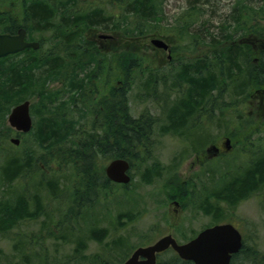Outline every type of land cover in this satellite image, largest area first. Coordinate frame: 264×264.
<instances>
[{
	"label": "rangeland",
	"instance_id": "374dc122",
	"mask_svg": "<svg viewBox=\"0 0 264 264\" xmlns=\"http://www.w3.org/2000/svg\"><path fill=\"white\" fill-rule=\"evenodd\" d=\"M187 6L186 0H161L156 17L145 24L146 33L143 35L122 31L123 26L126 25L133 28V16H130L129 12L126 16L120 15V12L123 14V10L119 9L117 5L104 6L103 14L110 19L106 26L107 31L98 29L99 31H86L83 34L87 41H93L95 44L94 53L97 57L99 54L105 56L103 58L105 65L101 68L91 65L90 71L88 68L78 69L76 66L72 69V65L75 63H70L71 61L68 60L70 58H67L64 68L56 69L59 72H56L54 68L49 71L46 69L44 72L46 67L41 66L40 62L44 53L49 52L50 59L54 55L62 53L59 45H54L55 41L51 38L52 31H45L42 34L33 32L35 37L43 35L48 40L47 47L41 46L38 50L39 53L30 55L23 52L21 55L11 58L12 60L7 63L0 62V66H7L10 63H14L16 66H25V68L30 65L37 66L36 71L28 72L32 75L30 81L17 90L20 92L18 100L2 104L8 111L4 114V120L0 121V133L7 132L6 143L2 147L4 149L1 161L10 153L23 155L25 154L24 150H28L27 152H32L37 157L40 152L46 153L49 150V146L43 145L35 139L38 132L37 127L41 120L44 121L43 118L52 120L63 117L66 124L67 121L70 124L72 120L79 122L78 128L75 126V131L80 127H82V131H84L83 128L85 132L92 131L90 126H92L93 114H88V111L90 108H95L93 101L99 99V94L103 95L108 92L111 86L120 85V80L116 79L117 75L113 76L111 81H103L98 76L93 83L87 85V75L96 76L101 73L103 77L109 69L112 71L114 69V72L116 71L120 75L122 72L126 73L125 68L127 69L131 62L134 63V60L136 65L140 64V66L132 67L129 70L126 76L129 78L128 87L126 85L119 86L118 90L127 89L126 106L131 117L136 118L146 111L156 118V124L152 136H150L152 146L150 145L149 155L140 169L145 165L152 166L156 161L160 165L157 170L159 176H156L150 184H137V176H134V183L130 185V188L136 189L135 191L140 197V203H137L136 209L133 206L126 207L124 201L113 199L115 197L111 191L93 192L94 195L92 192H83L79 199L80 202L72 205L73 193L71 191L79 188L80 179L72 175L60 176L62 178L59 184L60 190L55 197L46 190L41 194L38 193L45 199L43 200L44 213L36 220L17 224L18 230H14L16 236L21 235L22 238H26L28 235L32 236V245L35 246V251H38L40 257H44V254L48 252L51 255L49 260L61 262L65 260L62 258L66 256L70 258L68 264H100V261L103 260L118 264L123 261L128 248H131L128 251L131 254L132 250L148 246L166 234H172L179 243H183L194 237L205 226L212 224V216L207 217L202 214L197 205L198 201L202 200L197 196L202 182L195 176L201 173L202 166L196 164L195 154L191 147H185L186 143H189V137L181 135L180 132L186 130L187 134L195 132V135L206 136L210 142L209 146L221 145V154H212L210 150H206L207 146L204 149V152L206 150L205 159L203 160L200 156L204 163L203 168L210 165L211 173L218 183L217 187L223 180L221 178H234L236 174L243 172L250 163L255 162L264 150V113L259 119L252 117L253 122L247 123L252 124L250 126L252 130L246 132L244 129L239 131L234 129L228 122L231 119L233 126L238 125L237 122L234 123V119L242 115L245 108L243 104L245 96L254 93V89L259 86L264 87V74L259 76L257 72L254 73V78H251L253 80H248V86L241 87L236 86L239 82L231 83L229 81L227 70L221 77H218L220 72H214L219 83L213 87L208 101L200 106L197 115L193 117L187 129L180 131L176 123L168 122L166 118L168 111L177 108L181 102L186 105L190 100L191 87L187 80L188 77H196L191 75V67L195 66V63L200 62L203 65L209 63L212 66L210 59L215 55V51H219L227 45H238L237 41L242 40L245 36H259L264 39V2L261 0H207L192 9L193 16L191 17L195 18L197 7V18L186 31H183L178 28L177 22L179 17L187 11ZM259 10L261 12L257 13ZM240 20L244 24L242 27L238 23ZM111 21L114 22L111 23ZM121 22L124 23L120 26ZM155 26H159L160 29ZM199 30H202L203 34V37H200L201 41L196 37ZM97 34L112 35L113 38L108 42L104 40L97 43L98 41H95ZM214 36L216 38L222 36L224 39L215 47L210 44V38ZM230 36L232 38L229 40ZM28 38L30 39V35L27 33L26 39L29 40ZM163 38H167L164 40L170 45V53L164 52L162 48L151 43L154 39ZM36 40L38 41V39L32 41ZM247 46V56L245 57L248 63H246L247 69L245 70L252 72L255 66L252 64V59L255 55H252L253 45ZM240 49L246 50L242 46ZM124 54L128 56H124L122 69L119 61L117 63L115 58ZM34 58L36 61L33 60ZM29 60L34 62L29 64ZM185 68H190L186 74L184 73ZM149 75H152L153 82L151 86H145ZM182 75H186L185 80L182 79ZM72 80H74V84L80 81L79 87L72 89L70 84ZM154 81L156 82L154 83ZM255 82L256 84H254ZM240 87L241 90L244 89L243 94L236 93L240 92ZM249 89L250 91H248ZM24 100L31 104L33 126L28 134L23 138H18L19 145L14 146L10 143V139L16 138V132L8 125L7 117L11 109ZM252 110L256 111V108ZM258 110H264V107ZM48 120L45 121L48 122L47 125L50 122ZM50 126L52 127L53 124ZM8 128L11 129L10 132ZM241 132L244 133L239 136L238 142L234 143L233 148L228 152L224 150L222 145L225 136L233 133L237 135ZM74 146L69 134L64 144H58L52 150L53 155H58V151L61 149L66 150L70 147L74 148ZM45 149L47 150L45 151ZM100 163L106 165L108 161L99 160L98 163H95V167L101 169ZM133 174L134 169L131 170V175ZM169 177L175 184L183 185L187 181L191 182L188 193L184 195L185 198L181 195V191L175 192L178 193L175 199L170 200L167 197V193L172 194L165 185ZM209 187L213 188V184ZM27 188H30L27 193L35 192L30 184L27 185ZM171 201H178L183 212L178 209L176 214L174 211L176 208L171 204ZM72 206L74 207L72 208ZM225 209V221L236 225L244 238L243 251L237 255L236 264H241L240 260L247 256L249 257L248 261L244 263L241 260L244 264H264V187L260 186L234 207ZM120 212L129 214L133 218V222L120 227L116 218ZM136 218L137 220H135ZM91 227L105 230L102 239H92L87 231L91 230ZM64 229H68V231L74 229L79 231V235L76 237L71 232H65ZM81 232L85 234L83 238L86 237L87 241L84 242L78 254L85 258V261L79 256L76 259L73 253L77 245L82 243ZM62 236H65L64 241L61 240ZM120 236L126 239V247L119 248L113 244ZM10 244H12L11 240L0 237V249L3 250L2 260L4 257L11 258L16 255L17 250L11 251ZM87 258H89V263ZM170 258L169 255H163L160 257V262H166ZM32 261L35 259L33 258Z\"/></svg>",
	"mask_w": 264,
	"mask_h": 264
},
{
	"label": "trees",
	"instance_id": "16d2710c",
	"mask_svg": "<svg viewBox=\"0 0 264 264\" xmlns=\"http://www.w3.org/2000/svg\"><path fill=\"white\" fill-rule=\"evenodd\" d=\"M205 1L207 0H186L188 4L187 11L184 12L183 16L179 17L180 19L177 22L178 28L186 31L197 18V7L195 18L191 17L193 16L192 9ZM261 1L264 2V0ZM114 4L123 10V14L120 12V15L126 16L129 12L130 16H133V28L126 25L123 26L124 29L122 31L143 35L146 33L145 24L156 17L161 0H0V32L13 34L18 29L23 28L26 34L28 32L30 35L29 41L38 39L40 50L41 46L47 47L48 40L43 35L35 37L33 32L42 34L45 31H52L53 35L51 38L55 41L54 45H59L58 47L62 53L54 55L51 59L49 52L44 53L43 56L41 55V66L46 67L44 72H46V69L49 71L51 68L59 72L56 69L62 70L67 58H70L68 59L71 61L70 63H75L72 65V69L76 66L78 69L88 68L90 71L91 65H95L96 68L103 67L105 65V61L103 62L105 56L99 54L97 57L94 53L95 44L87 41L82 35L86 31L106 30L110 19L103 14V7L106 5L113 7ZM260 12L261 10L257 13ZM113 22L111 21V23ZM240 22L241 20L238 22L239 26H244ZM122 23L124 22H121L120 26ZM155 27L160 29L159 26ZM201 31L199 30V33H196L199 41L203 37ZM231 38L230 36L228 39L230 40ZM222 40H224L222 36L220 38L214 36L210 38V44L215 47ZM242 47H245L246 50L240 49L236 44L227 45L221 50L215 51V55L210 59L212 66L209 63L203 65L197 62L195 66L191 67V75L196 77H188L187 80L188 85L191 87L189 92L191 94V96L189 95L190 100L186 105H183L181 102V105L174 108L175 110L169 111L167 119L169 123H176L180 131L187 129L188 124L197 115L200 106L208 101L207 99L211 95L212 88L219 83L218 77H221L226 70L229 73L227 76L231 83L239 82L236 86H248V80L254 78V73L257 72L256 70L264 68V61L254 66V71H246V63L248 62L245 56H247L248 46L242 45ZM39 52L38 50H26L24 54L32 55ZM21 54L2 58L0 62L5 61L7 63L9 60H12L11 58ZM124 56L128 55L124 54L122 56H116L115 58L117 63L119 61L122 69L124 67ZM33 60L36 61V58ZM33 60H29V64H32L34 62ZM137 66H140V64L136 65L134 60V63L131 62L128 68H125L126 73L122 72L120 75L116 71L114 72V69L113 71L111 69L107 70L103 77L101 73L96 76H91V74L87 75V85L91 82L93 83L98 76L103 81H111L113 76L117 75L116 79L120 80V85L111 86L108 92L103 95L99 94V99L93 101L95 108H90L91 112L88 111V114H93L91 118L92 126H90L93 129L92 131L85 132L84 128V131H82V127L75 131L74 129L78 128L79 122L72 120L70 124L68 121L66 124L63 117L61 119H47L50 121L48 125L46 124L48 122H45L47 120L43 118L44 121L41 120L37 127L38 132L35 139L43 145L49 146V150L46 151L47 149H45L46 153L42 151L37 157L34 153L27 152L28 150H24L25 154L23 155H12L10 153L3 161H1V154L4 149L2 148L3 144L6 143L7 132L5 134L0 133V237L12 241V244L9 245L11 251L14 252L17 250L15 252L16 255L11 256V258L4 257L2 260L1 255H3V250L0 249V264H68L70 258L66 256L62 258L65 260L61 262L49 260L51 255L48 252L44 254V257H40L38 251H35V246L32 245V236L28 235L26 238H22L21 235L16 236V233L14 234V230H18L19 223L36 220L44 213L43 200L45 199L38 193L41 194L46 190L47 192L50 191L55 197L56 193L60 190L59 184L62 179L60 176L64 175L68 177L72 175L80 179L79 188L76 190L72 189L71 191L73 193L72 205L80 202L79 199L83 192H92L93 194V192L111 191L115 197L113 199L124 201L126 207L133 206L134 209H136L137 203H140V197L136 193V189L130 188V185L134 183V176H137V184H150L156 176H159L157 170L160 168V165L156 161L154 165H145L140 169V166L143 165L150 152V145L152 143L150 136H152L156 118L149 115L146 111L142 112L136 118L131 117L126 106L127 89L122 91L118 90L119 86L126 85L128 87L129 78H126V76L132 67L137 68ZM36 69V65H30L25 68V66H16L14 63H10L7 66H0V121L4 120V114L8 111L2 104H6L7 102L11 103L12 101L15 102L16 99L18 100V94L20 92L17 90L32 78V75L28 72L30 70L36 71ZM188 69L190 68L184 69L185 74ZM110 71L111 74H109ZM214 72H220V75L217 77L213 74ZM106 75L108 76L107 78ZM151 76H148V82H145V86H151L153 82ZM185 78L186 75H182V79L185 80ZM94 83L96 84V82ZM70 84L73 89L74 87H79L80 81L74 84V80H72ZM241 87L240 92L236 93L243 94L244 89L241 90ZM228 122L238 131L242 129L245 132L252 130L250 128L252 124H247L253 122L252 117L243 115V112L239 118L234 119V123H238L237 126L232 125L231 119ZM50 124H53V126L51 127ZM75 126L77 127L75 128ZM10 130L8 128L9 132ZM243 133L241 132L237 135L235 133L231 135L227 134L225 137L230 139L233 147L234 143L238 142L239 136ZM69 134L72 143L75 144L74 148L61 149L58 151V155H53L52 150L58 144H64ZM180 134L189 137V143H186L185 147H191L196 159H199L200 156H205L204 149L210 143L206 136L201 137L195 135V132L187 134L186 130L180 132ZM102 159L104 162H109L114 159L126 160L129 165L130 182L122 185L109 181L104 175L106 165L100 163L101 169L100 167H95V163H98ZM199 165L202 166V170L195 178L202 182L201 189L197 193V196L202 200H199L197 205L201 212L212 216L214 223L225 221V208L234 207L237 203L248 197L254 190L256 191L260 186L264 187V150L255 162L250 163L243 172L236 174L234 178H221L223 180L219 187H217L218 183L211 173L210 165H206L203 168L204 163H202V160L199 161ZM132 169H134L133 175H131ZM169 179L170 177L166 180L165 185L172 194L167 193V197L170 200L172 198L175 199L177 197L176 195L181 191V195L185 198L184 195L188 193V187L191 185V182L187 181L183 185H180V183L175 184L173 180ZM29 184L35 189V192L30 194L27 193V190H30V188H27ZM212 184L213 188L209 187ZM121 193L122 195H120ZM116 218L120 227L133 222V218L129 214L122 212L117 214ZM58 228L60 227L58 226ZM58 228L56 227V230ZM87 231L92 239L100 240L104 236L105 230L91 227V230L88 229ZM65 232H71L76 237L79 235V231L74 229L71 231L67 229ZM83 235L85 234L81 232L80 240L82 243L77 245L75 252H73L76 259L80 255L78 252L81 251L82 245L87 241L86 237L83 238ZM61 240L64 241L65 236H62ZM113 244L119 248L126 247V239L120 236ZM130 249H127L124 257H126ZM33 258L35 261H32ZM80 258L85 261V258ZM87 259L89 263V258ZM236 260L237 255L232 264H236ZM241 260L245 263L249 260V257H243ZM241 260V264H244ZM100 264H114V262L103 260L100 261ZM158 264L190 263L179 262L178 260L173 261L172 258L169 262H160L159 260Z\"/></svg>",
	"mask_w": 264,
	"mask_h": 264
},
{
	"label": "water",
	"instance_id": "95a60500",
	"mask_svg": "<svg viewBox=\"0 0 264 264\" xmlns=\"http://www.w3.org/2000/svg\"><path fill=\"white\" fill-rule=\"evenodd\" d=\"M151 43L156 47H166L160 40L155 39ZM38 47V42L25 41L23 29L17 30L14 34L0 33V58L22 52L25 49L36 50ZM7 122L18 132H28L31 128L29 102L25 101L16 105L9 113ZM10 142L18 145L19 140L11 138ZM222 146L228 150L229 140L227 139ZM128 169L129 165L126 160L114 159L105 167L104 173L113 182L127 184L130 180ZM168 247H172L181 259L192 261L194 264H230L231 256L241 248V235L230 224L215 225L202 230L195 238L184 244H178L171 235H166L150 246L135 249L123 264H155L156 254Z\"/></svg>",
	"mask_w": 264,
	"mask_h": 264
},
{
	"label": "flooded vegetation",
	"instance_id": "af4514ba",
	"mask_svg": "<svg viewBox=\"0 0 264 264\" xmlns=\"http://www.w3.org/2000/svg\"><path fill=\"white\" fill-rule=\"evenodd\" d=\"M105 34H97L96 35V39L95 41L97 40L99 43V41H104L105 42H108L109 40H112V35L108 36L107 37H104ZM164 39H167V38H163L161 39L164 44L166 45V49H163V51L165 52H169L170 53V45L168 44V42ZM232 43H235V42H232ZM237 44H238V47L240 48V46L244 45V46H247L250 44L253 45L252 46V55L254 54L255 57L252 59V64H254L255 66L263 63L264 61V39H262L261 37L259 36H254L252 37L251 35H248V36H245L242 38V40L240 41H237ZM259 46V47H257ZM39 50V49H38ZM168 57H169V54H168ZM197 64V63H195ZM264 68H261V69H258L256 70L257 71V75L259 76H262L260 74H263V71ZM255 92L254 93H251V94H247L245 96V100L243 101L244 103V111H243V115H248V116H251V117H255L256 119H259L261 117V115H263L264 113V110H261L259 111L258 109H260L261 107H264V87H261L259 86L257 89H254ZM213 91V88L211 90V92ZM31 106V104H30ZM253 108H256V111L252 110ZM33 112L30 110V115L32 116ZM256 115V116H255ZM168 116H166V118L168 119ZM32 125H33V120H32ZM27 134V133H26ZM25 136V133H18V137L19 138H23ZM210 143H208L206 145V150H210V152H212V154H221V145L220 146H209ZM230 149V148H229ZM206 150H205V153H206ZM196 159V158H195ZM202 159L204 160L205 158L202 157ZM201 159H196V164L199 166V161ZM194 164V163H193ZM171 204L176 208L174 209L175 213L177 214V210L179 209L180 212H183L182 210V206L181 204L178 202V201H171ZM180 204V205H179ZM47 207V205H46ZM45 208V207H44ZM202 214H204L203 212H201ZM205 216H209V215H206L204 214ZM211 220L213 221L212 217H211ZM215 223L213 222L212 224L210 225H207L205 226L204 228H202L200 231L204 230V229H207L211 226H213ZM237 228V227H236ZM238 229V228H237ZM65 231H67V229H64ZM172 235V234H171ZM177 241V240H176ZM178 243V241H177ZM133 251V250H132ZM242 251V247L240 249V251L234 255L231 256V259H230V264L233 263L234 261V258L236 257V255H238L240 252ZM131 254L127 253L126 254V257L123 258V261L119 262L118 264H122ZM163 255H169L172 259L173 258V261H176L178 260L179 262H189V261H183V259H180V257L178 256V254L172 249V247H168L165 251L161 252V253H158L156 255V263L155 264H158L159 263V260H160V257L163 256ZM166 262H169L166 261ZM190 264H193L191 262H189Z\"/></svg>",
	"mask_w": 264,
	"mask_h": 264
},
{
	"label": "bare ground",
	"instance_id": "6f19581e",
	"mask_svg": "<svg viewBox=\"0 0 264 264\" xmlns=\"http://www.w3.org/2000/svg\"><path fill=\"white\" fill-rule=\"evenodd\" d=\"M21 27V26H20ZM28 33V32H27ZM83 36V35H82ZM29 39V38H28ZM93 42V41H92ZM19 59V58H18ZM18 61V60H17ZM40 145V144H39Z\"/></svg>",
	"mask_w": 264,
	"mask_h": 264
}]
</instances>
